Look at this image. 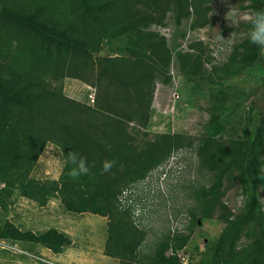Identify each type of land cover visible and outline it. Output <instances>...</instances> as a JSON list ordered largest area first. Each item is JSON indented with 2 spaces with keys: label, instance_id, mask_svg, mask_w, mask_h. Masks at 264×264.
Wrapping results in <instances>:
<instances>
[{
  "label": "trees",
  "instance_id": "obj_1",
  "mask_svg": "<svg viewBox=\"0 0 264 264\" xmlns=\"http://www.w3.org/2000/svg\"><path fill=\"white\" fill-rule=\"evenodd\" d=\"M215 2L0 0V212L15 197L41 207L56 198L69 213L106 218L104 255L120 264H181L178 253L186 250L196 228L217 217L224 226L206 244L198 264H264V113L251 140L232 137L222 123L232 98L229 82L252 68L261 50L249 42L246 20L236 28L244 37L220 62L212 57L217 44L195 40L184 49L180 42L187 35L181 30L186 22L193 31L217 22ZM236 4L250 14L264 8V0ZM169 20L178 29L171 39L158 30ZM107 46L120 54L99 56ZM175 72L216 92L203 132L198 138L157 134L138 145L133 134L149 126L157 84L171 86ZM67 78L92 86L94 104L68 97ZM50 144L61 151L62 173L58 180L33 179ZM189 148L195 150L198 169L210 176L209 184L196 191L182 232L168 230L146 253L149 231L134 221L137 185L174 153ZM71 151L86 157L91 167L89 175L75 181L67 175ZM105 160L115 161L109 172L103 171ZM237 186L245 200L233 212L226 197ZM125 190L135 194L124 204ZM0 240L40 245L56 255L72 245L57 229L38 234L10 221L0 224Z\"/></svg>",
  "mask_w": 264,
  "mask_h": 264
},
{
  "label": "rangeland",
  "instance_id": "obj_2",
  "mask_svg": "<svg viewBox=\"0 0 264 264\" xmlns=\"http://www.w3.org/2000/svg\"><path fill=\"white\" fill-rule=\"evenodd\" d=\"M212 15L217 18V22L207 28L193 31L190 30V23L186 22L183 25L181 30L187 35L184 39L180 38V42L184 49L191 41L203 40L211 46L218 45V53L217 50L214 52L216 57L220 54L224 56L232 50V44L244 37L236 31L237 24L244 21L250 13L239 9L236 0H216ZM159 30L171 39L178 29L169 20V25ZM229 38L230 40H227ZM223 49L225 52L222 51ZM211 51L213 52L212 47ZM119 54L115 48L107 46L98 55L114 57ZM65 84L66 95L87 104H94L90 99L91 95L96 97V91L93 88L78 80H66ZM174 92L176 94L172 96ZM229 92L232 97L231 103L222 117V123L232 137L239 134L251 140L264 113V55L261 54L259 61L246 73L229 82ZM215 94L214 90L186 81L175 72V80L171 86L157 84L149 126L147 129H137L140 131L133 134L137 139L136 142L142 145L146 141L153 140L157 134L167 133L198 138L209 120L207 107L213 102ZM234 96L241 98L234 100ZM135 126L134 123L130 124V130L133 131ZM245 126L247 128L242 132ZM60 152L56 145L50 144L39 159L31 177L36 180H58L64 167ZM168 168L170 171L166 179L161 181L162 171L160 169L155 171L145 182L137 185L139 188L136 193L139 197L134 196V199L140 200L137 209L143 214L144 227L149 231L144 247L146 253H150L163 233L189 221L188 209L196 204V191L209 184L210 176L198 169V158L194 149H184L175 153ZM127 198H124V204L127 203ZM244 200L245 197L239 186L233 187L226 197L233 212L240 211ZM5 221L13 222L22 231L38 234L53 228L58 231L59 229L69 230L75 235L77 246H81V249L76 251L81 253L83 250L87 251L89 243L95 247V250H99L105 234L103 232L106 229L103 227L102 217L69 213L56 198H52L47 206L41 207L37 202L27 198L15 197L9 203L7 211L0 212V224ZM201 225L196 228L192 241L185 250L189 263L192 260L195 264L203 261L201 254L206 250V244L215 241L224 226L217 217L206 220ZM20 245L25 250L55 258L54 255L47 254L40 245ZM55 260L59 261L56 258ZM110 262L107 261L105 264ZM0 264L42 263L15 256L0 248Z\"/></svg>",
  "mask_w": 264,
  "mask_h": 264
},
{
  "label": "clouds",
  "instance_id": "obj_3",
  "mask_svg": "<svg viewBox=\"0 0 264 264\" xmlns=\"http://www.w3.org/2000/svg\"><path fill=\"white\" fill-rule=\"evenodd\" d=\"M229 13L230 11L227 13V19L229 20ZM245 20L248 21L251 25V27L248 30V39L249 42L255 46H257L258 49L261 50V54L264 55V8L259 9V10H255L253 11L250 15H247L245 17ZM163 28V27H162ZM159 30V29H158ZM160 31V30H159ZM161 32V31H160ZM162 33V32H161ZM163 34V33H162ZM232 35V34H231ZM166 36V35H165ZM231 38V36H230ZM227 39V40H230ZM220 56H222L220 54ZM220 56L216 57L214 55V53L212 54V57L215 58L218 62H220L221 60H223L224 58H221ZM207 68H209V70L211 69L210 64H207ZM172 75L174 76L175 73H172ZM5 79H10V76H8L7 74L5 75ZM67 79H72V78H67ZM76 80V79H74ZM79 81V80H78ZM82 82V81H81ZM84 83V82H82ZM86 84V83H84ZM87 86L93 88L92 86L86 84ZM94 89V88H93ZM95 90V89H94ZM96 91V90H95ZM176 94V92L173 93L172 96H174ZM68 96V95H67ZM69 97V96H68ZM92 103L95 102V98L93 95L90 96ZM71 98V97H70ZM73 99V98H72ZM78 101V100H77ZM81 102V101H80ZM83 103V102H82ZM92 105V104H89ZM181 151V150H180ZM179 152V151H178ZM177 153V152H176ZM175 154V153H174ZM173 154V155H174ZM173 155L170 156V158H168L162 165H160L159 167H157L155 170L151 171L148 175V177L154 173L155 171H158L159 169L162 171L160 174V179L161 181H163L164 179H166L168 177L170 168H168L169 163L171 161V159L173 158ZM66 163L70 164L71 167L67 173V175L72 179V180H78L81 176H87L89 175L90 171H91V167L89 166L88 160L86 157L79 155L76 151H71L67 154V160ZM115 161H110V160H105L103 162V171L104 172H109L111 170V168L114 166ZM94 166V165H93ZM132 194H135L132 192ZM138 206V205H137ZM140 210L137 209L135 210V216H134V221L135 224L141 228L144 227V216L142 213H140L141 217H137V214ZM173 232V230H171ZM181 231V230H179ZM182 232V231H181ZM4 243L6 245H12L7 243L5 240H0V244ZM18 246L22 251L27 252L29 255H25V254H16L13 253L11 251H9L8 249H3L0 245V248L6 252H9L11 254H14L15 256H20V257H24L26 256V258L31 259V260H35L38 261L40 263H42L41 261L35 259L32 256H37V257H44L46 259L52 260L58 264H63L60 261H56L55 258H49L45 255H41V254H37L34 252H29L26 251L25 249H23L21 247L20 244H14L12 246ZM185 251V250H184ZM56 255V254H55ZM44 264V263H42ZM190 264V263H189Z\"/></svg>",
  "mask_w": 264,
  "mask_h": 264
},
{
  "label": "crops",
  "instance_id": "obj_4",
  "mask_svg": "<svg viewBox=\"0 0 264 264\" xmlns=\"http://www.w3.org/2000/svg\"><path fill=\"white\" fill-rule=\"evenodd\" d=\"M66 80H74V79H66ZM65 88H66V84L64 83V92H65ZM77 215H85V214H77ZM102 221L104 223L103 227L107 229L106 218L102 217ZM106 229L103 232V234L104 233L105 234L103 237L101 248L99 250H95V247L91 243H89L87 245V251L83 250V253L76 251V250H79V248L81 249V246L80 245L77 246L78 242L75 241V235L71 231L64 230V229H59V231L60 232L63 231V233L69 235V237L72 240V245L67 247L63 251V253L59 255H55L48 249L44 248V250L47 254L54 255L55 258L59 259V261L62 262L63 264H105L107 263V261H111L109 264H120L119 261L109 258L104 255V247H105V242H106Z\"/></svg>",
  "mask_w": 264,
  "mask_h": 264
},
{
  "label": "built area",
  "instance_id": "obj_5",
  "mask_svg": "<svg viewBox=\"0 0 264 264\" xmlns=\"http://www.w3.org/2000/svg\"><path fill=\"white\" fill-rule=\"evenodd\" d=\"M131 194H132V191L131 190H125L124 193H123V196H122L121 200L124 199V198H126V197H128ZM140 213L141 212L139 211L138 214H137V217H141L140 216L141 215ZM177 230H180L179 227L178 228H174L173 229V232H176ZM0 245H1V247L3 249H8L9 251H11L13 253L29 255L27 252L22 251L16 245L15 246H12V245H6L4 243H1ZM32 257H34L35 259L41 261L44 264H58V263H56V262H54L52 260L46 259L44 257H37V256H32ZM178 257H179V259L181 261V264H189V257H188V255L186 254L185 251L179 252L178 253Z\"/></svg>",
  "mask_w": 264,
  "mask_h": 264
}]
</instances>
